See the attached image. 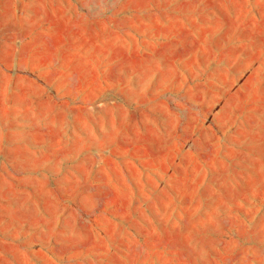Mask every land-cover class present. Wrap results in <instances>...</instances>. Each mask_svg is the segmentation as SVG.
I'll return each instance as SVG.
<instances>
[{
    "label": "rangeland",
    "instance_id": "374dc122",
    "mask_svg": "<svg viewBox=\"0 0 264 264\" xmlns=\"http://www.w3.org/2000/svg\"><path fill=\"white\" fill-rule=\"evenodd\" d=\"M0 264H264V0H0Z\"/></svg>",
    "mask_w": 264,
    "mask_h": 264
}]
</instances>
